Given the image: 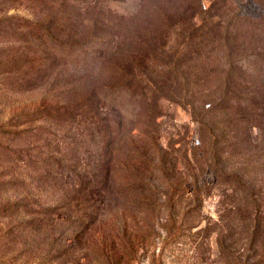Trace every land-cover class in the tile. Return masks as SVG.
<instances>
[{
	"label": "rangeland",
	"instance_id": "1",
	"mask_svg": "<svg viewBox=\"0 0 264 264\" xmlns=\"http://www.w3.org/2000/svg\"><path fill=\"white\" fill-rule=\"evenodd\" d=\"M12 4L0 0V143L12 149L19 143L32 152L23 160L0 153V172L23 181L21 213L28 206L39 214L8 217L10 211L0 210V264H98L91 248L103 240L96 228L101 222L93 227L84 204L71 201L69 182L79 170L75 163L83 172L99 171L98 156L111 138L102 135L107 121L101 113L79 124L71 104L103 96L120 76V66L135 70L143 61L149 63H142L135 79L148 82L157 69L156 87L149 90L160 96L161 117L155 125L147 116L156 104L151 96L129 99L125 92L116 103L125 116L121 135L157 129L153 143L171 158L190 162L180 163L192 180L188 195L195 179L203 191L200 207L183 202V229L141 240L129 254L131 264H264V0ZM44 21L54 38L33 26ZM183 26L200 28L190 34ZM212 107L215 128L206 122L219 142L211 146L199 121ZM21 112L24 125L7 126ZM20 128L26 137L12 134ZM230 173V182H222ZM8 200L1 191L0 205ZM30 219L32 227H20ZM13 225L18 232H9Z\"/></svg>",
	"mask_w": 264,
	"mask_h": 264
},
{
	"label": "trees",
	"instance_id": "2",
	"mask_svg": "<svg viewBox=\"0 0 264 264\" xmlns=\"http://www.w3.org/2000/svg\"><path fill=\"white\" fill-rule=\"evenodd\" d=\"M10 1L13 2V6L17 5V0ZM33 26H36L49 38L55 37L52 27L47 22L36 23ZM183 27L190 34L195 33L200 28V26ZM74 47L81 48L82 46ZM149 59H155V66L158 65L157 58L150 56ZM143 62H146L147 67L149 61ZM142 63L135 70L131 65L120 66L122 69L120 76H117L114 84H111L109 89L103 92V96H92L94 100L81 99L71 104L70 112L74 114L73 120L79 119V124L93 122L96 120V116L101 113L103 119L107 121L102 135L105 139L107 137L111 138L108 144L104 142L101 154L98 156L99 171L97 173L93 171L83 172L81 168L84 167L80 168L75 163L74 167L79 168V170L73 174L69 182L71 186L69 198L71 201L84 204L86 210L84 216L92 221L93 227L97 222H101L97 224L96 228L101 232L103 240L100 241L99 245L95 244L91 248L98 264H121L126 262L131 264L134 259L129 254H135L142 245V241L148 240L160 231L171 235L173 232L183 229L187 223L180 212L184 201L192 204L190 206L193 209L201 205L203 189L199 188L198 181L195 179L189 196L187 185L192 180L185 176V171L180 168V163L187 165L190 162L187 160L185 163L171 158L170 154L160 147V144L153 143L157 138L155 136L157 129L142 127L140 133L135 135H121L122 120L125 119V116L116 103L121 104V98L125 92L130 94L129 99L146 100L151 96L155 99L156 104L148 107L147 116L153 120L155 125H158L155 119L161 117L160 96L156 97L149 90L152 88L151 85L156 87L157 81L154 74L157 75V69L152 72L153 75L149 76L150 80L148 82L135 79L136 74L140 75L142 72ZM169 63H167L168 69H171L174 62L169 61ZM126 69L129 71H125ZM215 114V108H209L206 110V114H203L201 121L198 120L208 132L212 141L211 146L212 143L217 144L219 142L214 130L216 125ZM24 116L23 112L15 115L7 126L22 127L24 122L20 121L19 118ZM206 121H211L214 128L209 127ZM12 134L16 137H26L27 131L20 128L13 130ZM118 136L122 138L117 140ZM151 139L152 142L149 144ZM115 143L117 144L115 145ZM151 145L159 148L152 151ZM20 147L19 143L15 144L14 149L0 143V153L18 154L17 159L19 160L29 157L32 149L25 150ZM31 147L33 148V146ZM207 150L214 159L216 148L211 147ZM207 150H204V154H207ZM86 166H91V164L88 163ZM211 167L217 170L216 162L211 161ZM6 175L10 176L11 179L5 182L2 177ZM222 175L223 173L220 172L218 177ZM232 177L231 173L226 174L222 182H230ZM23 184V181L15 178L14 174L0 172V192H6V195L11 197V200L0 205V210L2 212L10 211L11 215L8 217L30 218L39 214L36 209L28 206L21 213L23 206L19 200L18 187ZM30 204L37 205V202L32 200ZM46 214L48 213H40L42 216ZM187 215L188 212H186ZM0 217H3V214ZM33 225L32 219L24 225L20 223V227L23 228H30ZM19 228L13 225L10 227L9 232L13 233L16 230L18 232Z\"/></svg>",
	"mask_w": 264,
	"mask_h": 264
}]
</instances>
